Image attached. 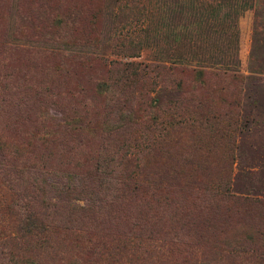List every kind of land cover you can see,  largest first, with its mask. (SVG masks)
<instances>
[{
	"label": "rangeland",
	"instance_id": "374dc122",
	"mask_svg": "<svg viewBox=\"0 0 264 264\" xmlns=\"http://www.w3.org/2000/svg\"><path fill=\"white\" fill-rule=\"evenodd\" d=\"M116 1L0 0V141L7 146L0 151V264H13L10 258L18 264H62L48 262L52 255L38 248L40 235L18 238L26 208L42 217L50 244L64 247L75 232L79 242L89 236L87 211L80 221L85 210L80 207L107 208L113 193L104 194L86 180V192L64 193L59 181L102 170L126 139L140 135L138 122L123 138L111 132L125 107L96 86L98 64H84L94 56L125 59L119 33L129 27L134 38L139 25L136 60L206 72L195 92L206 106L201 127L186 119L187 126L173 134L162 153L142 161L145 172L149 178L154 171L166 175L172 182L168 196L180 203L174 185L185 180L191 161L199 180L223 183L242 201L229 218L221 222L211 215L197 232L179 220L171 227L159 221L169 233L142 240L149 257L137 256L132 264H264V0H145L142 23L127 20L128 26L115 17ZM162 79L165 84L180 79L185 89L195 86L188 76ZM136 99L130 102L134 106ZM228 104L233 118L216 117ZM190 132L199 142L193 143ZM69 205L77 215L66 212ZM178 208L183 207L172 202L165 213L172 217ZM154 213L146 218L156 222ZM116 234L109 231L112 238ZM176 234L182 239H174Z\"/></svg>",
	"mask_w": 264,
	"mask_h": 264
},
{
	"label": "trees",
	"instance_id": "16d2710c",
	"mask_svg": "<svg viewBox=\"0 0 264 264\" xmlns=\"http://www.w3.org/2000/svg\"><path fill=\"white\" fill-rule=\"evenodd\" d=\"M116 2L115 17L118 20L126 22L127 26L130 21L133 25L142 23L145 17V0H117ZM97 9L95 7L90 14L93 20L97 16ZM128 28L119 33L121 41L118 46L125 59L94 56L88 58L87 63L84 64L89 67L98 64L101 73L96 86L101 91H106L110 97L109 100L114 104L120 103L125 107V116L112 121L111 132L119 133L123 138L125 131L131 130L137 122L143 128L138 138L133 140L130 137L122 143V146L114 152L115 155L108 158L109 162L103 166L102 170L101 167L96 168L86 177L71 175L65 178L64 183L59 181V190L64 193L86 192L87 188L83 180H86L89 185H98L104 194L113 193V196L109 197L107 208L98 204L88 207V210L80 207L85 209L82 216L79 215L80 221H83L84 211H87L88 224L91 226L87 224L89 236L83 238L81 242L75 232L73 238L67 240L66 247L63 243L50 244L48 238L42 233V217H38L36 212L29 208L24 210L20 221L21 227L16 229L18 238L40 235L38 248L52 255L47 259L49 263L53 261L58 263L62 260V264L66 261L67 264H132L137 256L149 257L150 249L147 243L141 250L142 240L149 242L154 238V234L158 233L163 239L169 233L167 228L159 226V221L162 225L163 221H166L171 227V221L179 220L180 225L188 223L193 226L192 232H197L198 228L200 231L201 228L203 229V223L208 222L207 219L211 215H213L212 220L218 217L222 222L230 215L232 208L242 201V198L225 191L223 183L211 184L199 180L193 173L196 170L193 169L191 161L188 165L190 172L183 174L185 180L174 185L181 197L180 203L168 196L166 189H170L172 182L170 179L166 180V175L154 171V176L148 177L147 174L150 172H145L148 165L142 161L162 153L172 140L173 134L178 136L187 126L186 119L201 127L205 116L202 110H205L206 106L195 92L204 84L202 78L205 77L206 72L197 67L145 63L136 60L141 50L142 27L139 25L138 32L132 31L134 38L131 37ZM164 74L188 76L191 78L189 82L195 86L185 89L184 81L180 79H170L165 84L162 79ZM150 92H154L153 97L148 96ZM134 99L139 101L135 106L130 103ZM229 105L226 111L225 109L217 111L216 117L224 116V120L233 118ZM228 127L229 125L226 124V127L222 128ZM189 136L191 140H195L193 143L199 142V135L190 132ZM224 137L229 139L227 133ZM130 140L134 142L132 146L128 143ZM6 147L0 141V151ZM131 147L134 150L129 151ZM11 152L16 153V151ZM19 174H23V171L20 170ZM164 183L166 185H163ZM189 201L193 206L191 210L186 209L187 206H185V203ZM248 201L250 200H243V204ZM172 202L183 208H178L175 215L172 214L171 217L165 211ZM65 210L69 214L77 215V210L71 206H66ZM154 210V217L157 216L156 222L147 219ZM120 225L126 230L117 231L116 228ZM112 230L117 233L114 238L109 235V231ZM173 238L182 239L177 234ZM10 261L13 264L20 263L14 258H10Z\"/></svg>",
	"mask_w": 264,
	"mask_h": 264
},
{
	"label": "crops",
	"instance_id": "0c3cea01",
	"mask_svg": "<svg viewBox=\"0 0 264 264\" xmlns=\"http://www.w3.org/2000/svg\"><path fill=\"white\" fill-rule=\"evenodd\" d=\"M232 12H235V9H231Z\"/></svg>",
	"mask_w": 264,
	"mask_h": 264
}]
</instances>
